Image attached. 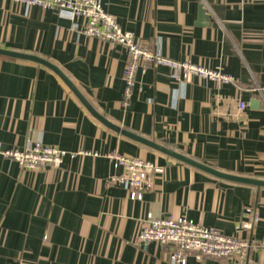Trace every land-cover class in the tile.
I'll return each mask as SVG.
<instances>
[{
  "label": "crops",
  "instance_id": "0c3cea01",
  "mask_svg": "<svg viewBox=\"0 0 264 264\" xmlns=\"http://www.w3.org/2000/svg\"><path fill=\"white\" fill-rule=\"evenodd\" d=\"M102 3L144 47L220 68L236 81L194 76L180 83L167 67H142L126 107L130 59L122 46L85 35L84 17L0 0V48L56 65L121 130L98 119L54 69L0 54V264H173L170 247L138 243L144 224L159 217L238 234L253 244L248 264H264V186L219 177L124 133L264 180V94L257 90L264 89V0ZM37 143L89 154L38 171L3 154ZM112 153L163 171L132 198ZM187 264L233 261L191 255Z\"/></svg>",
  "mask_w": 264,
  "mask_h": 264
},
{
  "label": "built area",
  "instance_id": "2783aa9c",
  "mask_svg": "<svg viewBox=\"0 0 264 264\" xmlns=\"http://www.w3.org/2000/svg\"><path fill=\"white\" fill-rule=\"evenodd\" d=\"M26 7L38 6L43 9H56L67 13L71 19L84 17L82 32L90 37L122 46L128 53L129 63L125 68L126 82L123 104L127 107L136 86V77L140 68L164 66L170 69L177 82L190 81L194 76L219 83H231L236 78L220 68H206L192 61H178L144 47L131 31L124 30L116 16L108 13L102 0H12ZM264 94L263 88L257 89ZM245 103L239 102V110ZM28 171L60 168L68 155L89 154L87 151L69 152L55 146L37 143L25 150H8L3 153ZM116 167H122L124 173L118 177L120 183L131 192L132 198H139V191L153 187L151 178L163 169L152 161L130 157L120 153L109 155ZM258 220L254 217V221ZM249 225H240L248 229ZM156 242L170 247L169 259L173 264H187L191 255L198 260L205 257L230 259L233 264H248L253 244L238 234L228 235L218 229L207 227L188 217H159L144 224L138 237V243L148 245Z\"/></svg>",
  "mask_w": 264,
  "mask_h": 264
},
{
  "label": "water",
  "instance_id": "95a60500",
  "mask_svg": "<svg viewBox=\"0 0 264 264\" xmlns=\"http://www.w3.org/2000/svg\"><path fill=\"white\" fill-rule=\"evenodd\" d=\"M204 6L202 7V11H201V14L204 15L205 14V11L203 10ZM204 18L205 15H204ZM0 54H3V55H9V56H13V57H18V58H23V59H28V60H32V61H36L38 63H41L43 65H46L52 69H54L55 71H57L64 79L65 81L72 87V89L79 95L80 99L86 104V106L92 111V113L98 118L100 119L101 121H103L104 123H106L108 126L114 128V129H117V130H120L119 127L113 125L112 123H110L107 119H105L104 117H102L97 111H95V109L90 105V103L83 97V95L75 88V86L72 84V82L62 73V71L56 66L54 65L53 63H51L50 61L44 59V58H41L39 56H36V55H31V54H27V53H21V52H16V51H11V50H7V49H3V48H0ZM121 131V130H120ZM124 133L134 137L135 139H138L140 141H143L147 144H150L152 146H155L156 148L160 149L161 151H164L165 153L181 160V161H184V162H187L191 165H194L196 167H199L205 171H208L214 175H217L219 177H222V178H226V179H230V180H233V181H237V182H244V183H249V184H254V185H258V186H264V180L262 179H256V178H250V177H242V176H236V175H232V174H228V173H223L221 171H218L204 163H201L199 161H196L194 159H191L189 157H186L184 155H181L179 153H176L168 148H165L163 146H160V145H157V144H154L152 143L151 141H148L146 139H143V138H140V137H137L135 135H132L130 133H127L126 131H124Z\"/></svg>",
  "mask_w": 264,
  "mask_h": 264
}]
</instances>
